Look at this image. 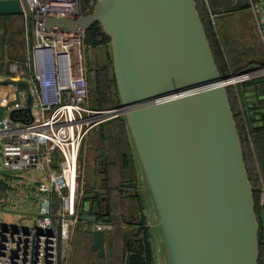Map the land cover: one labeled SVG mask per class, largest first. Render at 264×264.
Here are the masks:
<instances>
[{"label":"water","instance_id":"1","mask_svg":"<svg viewBox=\"0 0 264 264\" xmlns=\"http://www.w3.org/2000/svg\"><path fill=\"white\" fill-rule=\"evenodd\" d=\"M248 6L250 0H237ZM28 10L27 0H0V14ZM47 30L84 32L99 21L111 35L134 145L152 192L170 264H259L253 183L222 72L196 0H97L82 15H43ZM98 83L96 70L93 71ZM243 73V72H242ZM25 90L5 114L34 118L28 78H0ZM260 110V109H259ZM261 122V124H263ZM131 133V132H130ZM106 254V230L87 228Z\"/></svg>","mask_w":264,"mask_h":264},{"label":"built area","instance_id":"2","mask_svg":"<svg viewBox=\"0 0 264 264\" xmlns=\"http://www.w3.org/2000/svg\"><path fill=\"white\" fill-rule=\"evenodd\" d=\"M96 1L27 0L28 10L34 14L30 43L34 72L27 75L18 62L9 68L17 78L30 80L34 118L22 120L19 112L16 119L7 113L0 120L1 166L19 175L17 187L3 207L16 210L17 217L0 212V264H61L63 240L72 237L81 220V149L90 129L105 116L117 114L118 108L104 110L91 103L86 31L47 30L40 16L87 14ZM250 7L264 43L263 6L251 1ZM259 73L264 74V65L239 77ZM0 78L11 77L0 73ZM3 85L0 105H8L17 98V87L7 84L1 90ZM20 96L8 110L24 104L25 90H20ZM262 197L264 200V189ZM109 224L97 221L96 227L107 230Z\"/></svg>","mask_w":264,"mask_h":264},{"label":"rangeland","instance_id":"3","mask_svg":"<svg viewBox=\"0 0 264 264\" xmlns=\"http://www.w3.org/2000/svg\"><path fill=\"white\" fill-rule=\"evenodd\" d=\"M201 1L205 2L206 10L201 11L200 14L201 17H204L205 21H207V23L205 22V25H207V27L211 29V35H212L211 39H213V43L210 40L211 46L213 48V51L215 49L214 54L215 57L217 54V63H219L218 65L220 66L222 72L229 73L231 71H238L241 69L242 72L250 71V70H245L247 66H245V68H243L244 66L234 68L230 64L226 63V57L224 55V52L219 47V42H217L219 41L218 20H217V12H216L218 10L215 11V8L208 2V0H201ZM22 22L20 23V25L19 22H16L17 23L16 25L11 26L10 34L3 33L2 35H0V57L2 59L3 64L5 63V65L7 64L11 66V64L15 62L24 64L23 61L24 60L26 61L28 57H30L31 55V54L29 55L27 51L26 41L28 39L27 36H29V41L30 43H32L33 35L31 31L29 35L28 33H26L25 23ZM29 27L31 29V24H29ZM12 28L15 29L11 30ZM108 35L109 36H107V38H105V40L103 41L101 35H98L97 37H92L91 33L87 31V37H85L86 39L85 55H86L87 63L89 64V66L102 67V80L100 84L99 82L98 83L95 82L94 76H90L91 103L100 109L106 110L116 107L118 108V110H117V114L105 116L106 119H102L101 122H99L97 125L91 128L84 140L81 149V156H80L81 165H82V177H83L82 186H81L83 192L81 193L78 201L80 216H82V214H86V211H88L89 200L87 197V192H91L92 189L96 187H100L98 183L93 185L91 184L90 181L94 179L95 176H97L96 178L98 179L99 176L98 173H94V170L92 169L89 170V163H90L89 155L92 154L94 150L96 151L94 153V156L96 155L95 158H101L102 156L103 159L104 156H106V150L108 148L115 149L118 151L120 147L122 148L124 147L127 149L131 147L136 152L137 161L141 163L138 152L134 145V139L132 135L133 131L131 129L125 107H120L122 106L121 103L123 101L124 96L120 88L119 77L115 65L112 37L110 34ZM242 72H239L238 74ZM240 83L241 81L239 80L238 81L235 80L231 82L228 85V90L230 93L229 95L230 102L234 110L235 119L237 125H239L238 128L240 127L242 134L245 136L247 132V127L243 123L244 121L240 111V106L237 100H235L233 96L234 92L232 89L234 84H240ZM7 87H8L7 84H4L3 86H1V90H5L7 89ZM101 133H102V139L100 136ZM101 143L102 146L101 148H99ZM97 146L98 148L95 149V147ZM0 147H1V143H0ZM247 152L249 154L248 161H249L251 177L255 183L253 184V190H254V198L256 202L257 219L260 222L261 219L264 220V200L262 197L264 184L259 180L257 181V179L255 178V161L253 159V154L251 155L248 149ZM0 154H1V150H0ZM87 163H88V169H86ZM97 171L99 172L100 170ZM140 174L142 176L144 175L142 166H140ZM145 177L146 176H144V183L148 185ZM18 178H19L18 173L5 170L4 168H2L0 162V209H1L0 212L2 213L5 212L3 207L7 206V202L5 199L7 198V196H9L12 193L14 187H17L18 182L16 180H18ZM89 186L91 187L88 190ZM105 190L107 191L108 188L103 187L102 191L105 192ZM110 192L113 193L114 190L112 189ZM118 203L119 202H117V204ZM114 205H116V201L111 200V207L114 208ZM122 206H123L122 203L118 204V207H122ZM132 209H133L132 204L128 200L125 209L126 216H123L121 219H118L119 216L117 213L114 212L113 215L112 214L110 215L111 220L114 222L108 221L109 223L110 222L112 223L109 224L108 227V231H109L108 240L110 241L109 243L110 247H109V251L104 256L98 255L97 250L91 247V242H92L91 236L90 233L86 230V228L92 225V221H88L87 217H82L81 220L78 222V224L74 227V232L72 237L70 239L63 240L61 264H125L124 258H125L126 250L124 247L123 234L125 233V236L131 235L132 232H134L137 227L136 226L134 227L131 224L128 225L125 224V226H123L124 224L123 221L125 222L127 221L129 223H132L133 221V223H135L136 217L132 218L131 215ZM104 210L106 209L104 208V206H102V211ZM120 212L121 211H119V213ZM86 223H90V225H85ZM151 238L153 241V249H154L153 250L154 258L151 264H170L166 243L163 241L162 238L161 239L157 238V235L155 236L153 235L151 236ZM259 251L260 254H259L258 262L259 264H263L264 259L263 256L261 257V254L263 252H262V248L260 247V244H259ZM127 254L129 255V252Z\"/></svg>","mask_w":264,"mask_h":264},{"label":"crops","instance_id":"4","mask_svg":"<svg viewBox=\"0 0 264 264\" xmlns=\"http://www.w3.org/2000/svg\"><path fill=\"white\" fill-rule=\"evenodd\" d=\"M235 1L236 4L234 5V9L217 12L219 31V41L217 42H219V47L224 52L227 64H230L234 68H238L240 66H244L243 68H245V66H247L245 70H252L258 66L264 65V43L261 39L259 28L250 6L251 1H259L264 9V0H250V4L248 6H243L242 4H239L237 0ZM222 6L223 4L217 6L219 8L218 10L225 8ZM16 22H19V25L21 22L25 23V30L28 35L30 31L33 33L32 27L34 19L26 16L24 12H21L0 14V35L3 33L10 34V28L11 26L16 25ZM29 24H31V29ZM14 29L15 28H12L11 30ZM27 37L26 48L30 55V41L29 36ZM23 62L24 64H22V66L25 68L26 74H33L34 69L31 65V55ZM9 66L10 65L7 64L5 65V63L3 64L0 57V73H4L11 78H17L16 72L11 70ZM241 70L231 71V73H239L242 72ZM239 81H241V83L234 84L232 89L234 92L233 96L240 106L243 121L247 126L250 123L252 125H261V122L264 121V74H250L248 77ZM21 117L24 118L23 112L21 113ZM100 136L102 139V133ZM101 146L102 143L99 148H101ZM96 148H98V146L95 147V149ZM95 152L96 151L94 150L93 153L89 155V170L92 169L94 170V173H98L97 170L103 168L102 170L104 171H102L103 173H98V179L96 178L97 176H95L94 179L90 180L91 184L94 185L98 183L100 187H96L92 189V191L90 190L91 192H87L89 200L88 211H86V214H82L81 218L87 217L88 221H92V225L90 226L91 228L96 227V222L102 221V219L112 221L110 215H113L114 212L118 214V219H121L123 216H126L125 209L127 201L129 200L133 208L131 210L132 218L136 217V220L141 222V224L136 222V225L139 227H148V230L150 231V238L153 235H157V238H162L166 243L162 226L156 224L159 220V212L157 210L152 192L144 183V170V175L142 176L140 174V166H142V164L137 161L135 150L131 147H129V149L120 147L118 151L108 148L106 150V156H104L103 159L102 156L101 158H95ZM86 169H88V163ZM259 178L260 182L264 184L261 174ZM90 187L91 186L88 187V190ZM103 187H107L108 190H105V192L102 191ZM112 189L114 190V194L110 192ZM110 193L113 195L111 199ZM110 200L116 201L114 208L111 207ZM117 202L122 203L124 208L123 206L118 207ZM102 206H104L106 210L102 211ZM4 211L5 212L3 213L5 217L8 218H16L18 215L16 210ZM119 211L121 212L119 213ZM85 225H90V223H86ZM123 226H125V224H123ZM108 233L109 231L107 229L106 253L109 251L110 247ZM90 236L92 240V235L90 234Z\"/></svg>","mask_w":264,"mask_h":264},{"label":"trees","instance_id":"5","mask_svg":"<svg viewBox=\"0 0 264 264\" xmlns=\"http://www.w3.org/2000/svg\"><path fill=\"white\" fill-rule=\"evenodd\" d=\"M208 2L215 8V11L219 9L217 6L223 4L222 7H225V8H222L221 10H218L216 12L234 9L235 8L234 5L236 4L235 0H208ZM197 5H198V9L200 13L201 11L206 10L204 1L197 0ZM202 18L204 20V24L205 22L207 23V21H205V18L204 17ZM205 27H206L209 39L213 43V39H211L212 37L211 29H209L207 25H205ZM87 31L91 33L92 37H97L98 35H101L103 41L105 40V38H107V36H109L99 21L93 23L86 30V37H87ZM216 60H217V54H216ZM95 69L97 73L98 82L100 84L102 80V67L97 66L95 67ZM246 127H247V132L245 136L242 134L240 127H239V130L241 132L240 134H241V140L243 143L246 166L249 172V176L253 184H255L251 177V173H250V167H249V161H248L249 154L247 152V149L249 150L251 155L253 154V159L255 161V178L257 179V181L258 180L260 181L259 176L261 174L264 180V123L261 125H254V124L252 125L250 123L248 126L246 125ZM111 197L112 195H110V199ZM110 204H111V200H110ZM258 236H259V244L263 252L261 254V257L263 256V259H264V220L262 219L259 222ZM123 239H124V247L126 250L125 258H124L125 264H151L152 263L154 254H153L152 240L150 238V231L148 230V227L138 226L136 230L132 232L131 235L125 236V233H124ZM128 252H129L128 260L126 261V256Z\"/></svg>","mask_w":264,"mask_h":264},{"label":"flooded vegetation","instance_id":"6","mask_svg":"<svg viewBox=\"0 0 264 264\" xmlns=\"http://www.w3.org/2000/svg\"><path fill=\"white\" fill-rule=\"evenodd\" d=\"M94 70H96L95 67L90 66V76H94V73H93ZM102 169H103V168H100V169H99L100 171H99L98 173H101L102 171H104V170H102ZM102 173H103V172H102ZM101 182H102V180H101ZM102 195H103V193H102ZM102 221H106V222H108L109 220H107V219H106V220H105V219H102ZM136 222H138V224H141V222H140V221H137V220L135 221V223H133V221H132V223H129V222H127V221H126V222H123V223H124V224H127V225H128V224H131V225H133L134 227H135V226L138 227V225H136ZM126 259L128 260V254H127V256H126Z\"/></svg>","mask_w":264,"mask_h":264}]
</instances>
